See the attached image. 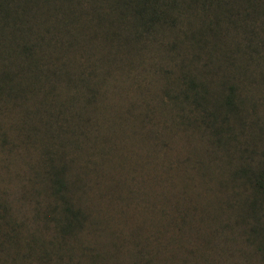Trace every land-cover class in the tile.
<instances>
[{"label":"rangeland","instance_id":"rangeland-1","mask_svg":"<svg viewBox=\"0 0 264 264\" xmlns=\"http://www.w3.org/2000/svg\"><path fill=\"white\" fill-rule=\"evenodd\" d=\"M179 1L186 14L173 11L174 25L173 19L156 22L151 35L144 32L142 47L115 51L136 59L128 66L121 62L120 70L118 62L114 65L118 87L105 85L110 90L94 104L88 137L77 132L70 140L80 145L64 154L77 189L70 195L84 211L81 226L75 224L72 232H59L50 212L46 134L34 127L48 112L46 107L45 114L31 112L37 86L21 79L27 98L0 99V264H18L23 254L29 256L22 264H41L43 251L50 264L258 263L255 244L244 240L250 223L257 222L247 206L252 191L236 174L248 163L262 166L257 157L264 152V91L244 85L239 92L244 101L234 103V113L222 106L220 96L227 91L216 94L218 77L197 74L210 69L207 53L214 52L208 17ZM49 11L33 18V29L63 22L61 13L50 17ZM71 33L58 35L69 40ZM74 48L70 54L83 53ZM184 72L208 81L215 92L205 104L206 118L190 105L181 109L160 99L166 88L183 87ZM261 207L258 227L264 201Z\"/></svg>","mask_w":264,"mask_h":264},{"label":"trees","instance_id":"trees-1","mask_svg":"<svg viewBox=\"0 0 264 264\" xmlns=\"http://www.w3.org/2000/svg\"><path fill=\"white\" fill-rule=\"evenodd\" d=\"M83 2L87 9L83 8ZM180 4L179 0H0V47L3 49L0 51V64H3L0 65V99L18 103L27 98L26 91L20 87L22 79L28 85L37 86L36 93L33 91L35 110L31 112L42 115L44 107L47 108V119H42L40 126L32 125L37 132L46 134L44 145L47 147L43 154L52 198L50 212L57 216L54 221L59 232H72L75 224L81 226L84 218V211L70 195L77 189L72 186L64 154L80 147L76 141L71 142V138L77 132L86 137L91 133L94 104L110 90L105 85L118 87L114 65L118 62L120 70L121 62L128 66L136 59L118 57L115 51L142 47L144 32L151 35L156 22L164 25L173 19L174 25L173 11L178 17L186 14L179 11ZM185 4L188 10L197 6L203 9L204 17H208L206 28L214 39V52L207 53L210 69L204 68L197 74L218 77L220 84H216V94H222L223 89L227 91L220 98L222 106L232 112L236 108L234 103L244 101L239 94L242 86L249 84L264 91V0H187ZM47 8L51 10L50 17L61 13L63 22L58 20L52 27L33 29L31 21ZM63 30L77 33L63 40V36L58 35ZM200 31L193 32V36L196 34L198 39ZM148 40L153 42L155 37ZM44 42L50 45L44 46ZM74 47L82 49L83 53L73 55ZM197 74L184 72L183 87L173 92L166 88L160 97L163 104L181 109L187 104L191 109L202 110L200 117L206 118L209 114L205 104L210 93L215 92H211L208 81L203 82ZM42 87L46 88L44 93ZM38 91L45 94L40 102ZM150 117H155L153 112ZM257 159H263L261 167L254 169L248 163L236 175L244 178L241 183L249 182L252 194L247 206L252 208L253 218L258 222L256 213L262 209L264 201V152ZM257 222L250 223L244 240L255 244L253 253L257 264H264V222L260 227ZM28 256L23 254L19 258L24 263ZM45 257L48 254L43 251L41 264H50L51 258L46 261Z\"/></svg>","mask_w":264,"mask_h":264}]
</instances>
